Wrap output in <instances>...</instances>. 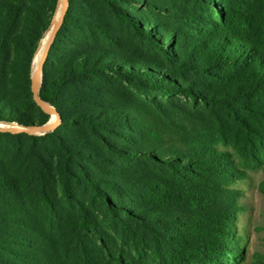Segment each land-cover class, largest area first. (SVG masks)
<instances>
[{
  "label": "trees",
  "instance_id": "16d2710c",
  "mask_svg": "<svg viewBox=\"0 0 264 264\" xmlns=\"http://www.w3.org/2000/svg\"><path fill=\"white\" fill-rule=\"evenodd\" d=\"M56 2L0 0V121L49 120L30 72ZM39 95L53 131L0 132V264L237 263L264 0H67Z\"/></svg>",
  "mask_w": 264,
  "mask_h": 264
},
{
  "label": "rangeland",
  "instance_id": "374dc122",
  "mask_svg": "<svg viewBox=\"0 0 264 264\" xmlns=\"http://www.w3.org/2000/svg\"><path fill=\"white\" fill-rule=\"evenodd\" d=\"M55 8L49 19L47 27L42 33V36L45 35L46 31L49 30V24L53 19ZM120 28H118V30ZM122 29L123 33L128 36L127 29L125 27ZM263 180V172L260 169H257L254 171H249L245 179L236 180L234 183L235 187L242 190L240 203L243 206L242 210L237 214L234 223L235 240L239 244L242 254L241 258H239L236 264H264Z\"/></svg>",
  "mask_w": 264,
  "mask_h": 264
},
{
  "label": "water",
  "instance_id": "95a60500",
  "mask_svg": "<svg viewBox=\"0 0 264 264\" xmlns=\"http://www.w3.org/2000/svg\"><path fill=\"white\" fill-rule=\"evenodd\" d=\"M60 3H61V0H57L56 8L57 6L60 5ZM66 8H67V0H66L65 8L63 9V14L61 18L51 28L50 35L47 41L45 42L37 68L34 69L31 65V72H30V89H31L33 100L43 111L48 113L51 117L54 115L55 120H51V117H50V119L47 122L41 125H36V124L25 125L17 121H0V124H4L3 126L2 125L0 126V132H10V133L27 132V133H32L36 135H41V134H45L47 132L53 131L59 125L60 114L58 113V111L56 110L54 106L43 101L40 98L39 88L41 85L42 69H43L44 61L47 57L49 48L55 38V35L62 24L63 16L65 14ZM51 23H52V20H51ZM32 62H33V59H32Z\"/></svg>",
  "mask_w": 264,
  "mask_h": 264
},
{
  "label": "bare ground",
  "instance_id": "6f19581e",
  "mask_svg": "<svg viewBox=\"0 0 264 264\" xmlns=\"http://www.w3.org/2000/svg\"><path fill=\"white\" fill-rule=\"evenodd\" d=\"M65 4H66V0H61L60 5L57 6V8L55 9L54 16L52 19V23L50 24L49 30L46 31L45 35H43L38 42L37 49L35 51V54L33 57V62H32V67L34 69L37 68V66L39 64V60H40L45 42L47 41V39L50 35L52 26L59 21V19L61 18L62 14H63V9L65 8ZM51 120H55L54 115L52 116ZM1 125L3 126L4 124H0V126Z\"/></svg>",
  "mask_w": 264,
  "mask_h": 264
}]
</instances>
